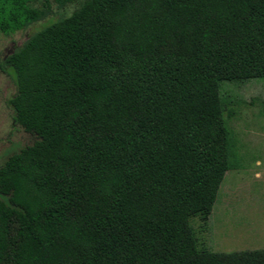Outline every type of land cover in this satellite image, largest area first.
<instances>
[{"label": "trees", "instance_id": "16d2710c", "mask_svg": "<svg viewBox=\"0 0 264 264\" xmlns=\"http://www.w3.org/2000/svg\"><path fill=\"white\" fill-rule=\"evenodd\" d=\"M46 19L0 64L37 137L0 167V264H264L191 224L240 168L222 89L264 81V0H0V32Z\"/></svg>", "mask_w": 264, "mask_h": 264}, {"label": "rangeland", "instance_id": "374dc122", "mask_svg": "<svg viewBox=\"0 0 264 264\" xmlns=\"http://www.w3.org/2000/svg\"><path fill=\"white\" fill-rule=\"evenodd\" d=\"M74 6L62 10L70 14ZM51 19L32 23L11 34L0 32V64ZM10 70L0 67V167L10 155L31 145L36 136L14 121L9 99L16 93ZM230 101L226 114L240 159V168L226 172L208 219L193 217L198 243L212 251L233 252L264 248V81L224 83Z\"/></svg>", "mask_w": 264, "mask_h": 264}]
</instances>
